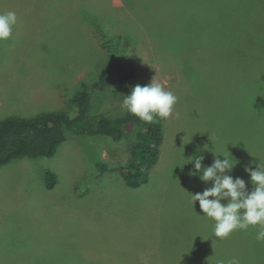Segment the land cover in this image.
Listing matches in <instances>:
<instances>
[{"label": "rangeland", "instance_id": "374dc122", "mask_svg": "<svg viewBox=\"0 0 264 264\" xmlns=\"http://www.w3.org/2000/svg\"><path fill=\"white\" fill-rule=\"evenodd\" d=\"M223 8L194 0H0V12L17 16L10 39L0 41V121L74 116L84 84L100 76L117 84L130 70L139 85L153 80L178 97L150 180L137 188L121 173L135 127L121 142L73 128L52 157L1 165L0 264H220L228 237L216 238L213 221L193 204L191 193L207 185L186 163L203 155L208 166L225 155L239 162L231 175L243 179L256 153L255 74L264 52L248 36L254 24L221 18ZM103 96L96 95L105 103L97 114L116 112L115 98Z\"/></svg>", "mask_w": 264, "mask_h": 264}, {"label": "trees", "instance_id": "16d2710c", "mask_svg": "<svg viewBox=\"0 0 264 264\" xmlns=\"http://www.w3.org/2000/svg\"><path fill=\"white\" fill-rule=\"evenodd\" d=\"M194 1L206 2L216 7L224 6L217 14L227 21L252 22L255 29H247L248 36L257 37L259 48L264 49V0ZM217 14L215 18L219 17ZM195 15L198 16L196 12ZM258 63L255 74L256 150L253 151L256 153L253 160L249 155L248 162L252 167L258 163L264 165V52L259 54ZM137 84L133 70L124 72L117 84L110 77L100 76L92 83L84 84L82 90L76 94L74 102L77 111L74 116L65 111H55L31 119L10 118L0 121V166L22 156L52 157L59 145L67 140V131L73 128L79 129L80 133L106 136L115 142H121L129 130L135 127L133 144L129 147L131 160L121 168V173L130 187L137 188L148 183L152 165L160 153L164 123L167 119L156 117L153 122H145L122 108L124 95L130 94L131 87ZM97 93L104 94L105 99L115 98L118 110L107 115L97 114L98 108L103 104V101L96 100ZM99 103L101 106H98ZM106 166L99 164L100 170H105ZM243 179L250 181L246 172ZM54 184V175L50 173L47 188H53ZM248 187L251 189L250 183ZM255 233L256 229L250 227L247 231L236 230L230 234L222 249L226 256L218 262H226L235 257L239 264H264V242L257 241Z\"/></svg>", "mask_w": 264, "mask_h": 264}, {"label": "clouds", "instance_id": "9594fccd", "mask_svg": "<svg viewBox=\"0 0 264 264\" xmlns=\"http://www.w3.org/2000/svg\"><path fill=\"white\" fill-rule=\"evenodd\" d=\"M16 22L15 12H0V41L10 39ZM177 102L178 97L172 91L152 80L132 87L130 94L124 95L122 108L142 121L153 122L156 117L169 118ZM189 158L186 164L194 165L190 175L207 185L202 192L191 193L192 201L193 204L198 201L202 215L214 222V236L223 239L236 230L247 231L252 227L256 229L255 239L264 242V165H244L250 177L246 182L231 175L239 163L237 160L214 154L211 165L205 166L203 155ZM220 264H239V260L233 257Z\"/></svg>", "mask_w": 264, "mask_h": 264}]
</instances>
